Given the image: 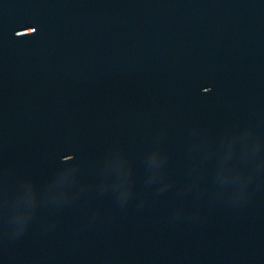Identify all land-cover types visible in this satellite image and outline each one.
<instances>
[{"label":"water","instance_id":"obj_1","mask_svg":"<svg viewBox=\"0 0 264 264\" xmlns=\"http://www.w3.org/2000/svg\"><path fill=\"white\" fill-rule=\"evenodd\" d=\"M0 264H264V0H0Z\"/></svg>","mask_w":264,"mask_h":264}]
</instances>
